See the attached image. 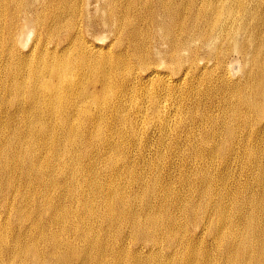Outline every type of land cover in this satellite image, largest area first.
<instances>
[{"label":"bare ground","instance_id":"6f19581e","mask_svg":"<svg viewBox=\"0 0 264 264\" xmlns=\"http://www.w3.org/2000/svg\"><path fill=\"white\" fill-rule=\"evenodd\" d=\"M0 76V264H264V0H0Z\"/></svg>","mask_w":264,"mask_h":264},{"label":"rangeland","instance_id":"374dc122","mask_svg":"<svg viewBox=\"0 0 264 264\" xmlns=\"http://www.w3.org/2000/svg\"><path fill=\"white\" fill-rule=\"evenodd\" d=\"M93 4H95V3H93ZM91 15H95V13H91ZM22 31H23V28L20 27L19 32L22 33ZM91 33H92V36L89 37L90 39H94V38H97V37L98 38L102 37V39L99 40L98 43L102 44V45H105L107 43L108 37L106 35H108V34H107V31H106L105 28L99 27L98 25L93 26L92 30H91ZM31 37H32V34H30L28 36L27 41L23 43V49H25V47L29 45L30 41L32 40ZM47 54H48V56H50L49 52H47ZM232 57H234V55ZM236 65H238V63L234 61V64H233V67L235 69L234 75L235 74L236 75L239 74V65L238 66H236ZM236 67L238 69V72H237ZM19 77H20L19 79L23 82L25 78H23L21 76H19ZM0 80H2L5 83V86L0 88L1 93L2 94L3 93L7 94V92H9V91L11 93L12 90H13V86L10 87L8 85V79L6 77H1L0 76ZM22 97L24 98L23 99V106L21 108H16L15 107L14 109H13V107H11L12 103L14 102L13 96H10V94H9L8 96L2 97L4 99V101H6V100L10 101V106H8L7 109H6V115L11 117L10 126H9L10 128H14V127H21L22 128L24 126L23 125V118L22 117H18V114H20V113L27 114L28 113V115L30 117L34 118L36 113L38 111L42 110V109L38 110L35 107V105H31L29 103V96L27 94H24ZM2 114H3V110L0 111V117H1ZM45 117H47V115ZM51 118L54 119V117H51ZM187 129H189L190 132H192L194 134V136H195V138H193V144L196 147H199V143L201 142V139H202V136L204 134V131L198 130V128H187ZM236 132L238 134L245 133V132H247V129L246 128H237ZM200 134H202L201 137H199ZM176 135H181V137L183 136L182 132H181V129L172 128V129H170V131H168L166 133L165 137H166V141L168 143H170L172 145V147H174V149L176 151L180 152L182 150V148H183V144H176L174 142L173 138ZM219 137H220V135L217 137V139ZM157 140H158V133L155 132L154 130H152V132L150 133V138H149L148 145H147V147L145 149L147 151L150 150V155H149L150 160L149 161L154 160V158H155V154H156V150H157ZM244 142L245 141L243 139L242 142L240 143V145H242ZM135 148H136V150L139 149L138 147H135ZM174 157L177 158L178 161L180 160L181 161L180 163L181 164L183 163L186 168H189L191 166H201V165H203V164H205L207 162H213V161H214L213 163H214L215 166H218L221 163V159L220 158L213 159V158H211V156H205L202 160L191 159V160H184V161L181 160L179 154L175 155ZM77 158L80 159V157H77ZM164 163H165V161L163 160L162 163H161V166H164ZM99 166H100V163L97 160L95 162V165H94V171ZM140 166H141V164H139V163H136V162L133 163V168L134 169L142 168ZM146 166H148V163H146L145 167ZM233 166H234V168H233L232 173H231V182L228 185L231 189L237 188V186L239 184L238 183L239 181H243L244 182L245 180H250V177H251V175L249 176L248 174H243V175L239 174V169H237L239 167L238 161L234 162ZM150 167L154 170V164L150 163ZM177 170H178V167L174 170L172 175H175L177 173ZM150 176H151V174L146 178V180ZM101 177H102V175L96 174V180L101 178ZM171 180L173 182V192L171 194V198H172L173 201H174V197L188 198L191 195L190 191H187V190H185V188H183V186L185 184L181 183L180 175H178V179L177 180L176 179H171ZM175 181H176V183H175ZM97 183L100 185V189L102 191L107 187V185L105 184L104 179H101V181L97 182ZM245 183H248V182H245ZM129 187H130V185H128L127 188H126V192L127 193H130L129 192ZM140 192L141 191H139V193ZM128 199H129V201H135V197H133V196H129ZM176 208H177L176 206H174L172 208L173 214H175ZM61 238H63V237L61 236ZM201 245L202 244L199 241H196V242L193 243L194 249H196L198 251L201 249ZM133 248H134L133 243L130 242V244L128 245V249L130 250L132 255L136 254V252L133 250ZM146 250L142 251L144 253L143 255L148 253L149 250H147V251ZM143 257H148V256H143ZM141 261H143V260L141 259Z\"/></svg>","mask_w":264,"mask_h":264}]
</instances>
